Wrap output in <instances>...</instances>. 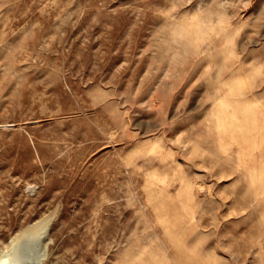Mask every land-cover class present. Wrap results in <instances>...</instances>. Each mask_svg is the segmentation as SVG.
<instances>
[{"label": "rangeland", "instance_id": "374dc122", "mask_svg": "<svg viewBox=\"0 0 264 264\" xmlns=\"http://www.w3.org/2000/svg\"><path fill=\"white\" fill-rule=\"evenodd\" d=\"M31 225L43 264H264V0H0V247Z\"/></svg>", "mask_w": 264, "mask_h": 264}, {"label": "bare ground", "instance_id": "6f19581e", "mask_svg": "<svg viewBox=\"0 0 264 264\" xmlns=\"http://www.w3.org/2000/svg\"><path fill=\"white\" fill-rule=\"evenodd\" d=\"M46 235V230L31 225L20 236H13L0 247V264H43L47 256Z\"/></svg>", "mask_w": 264, "mask_h": 264}]
</instances>
